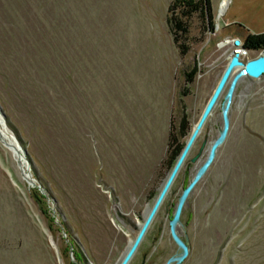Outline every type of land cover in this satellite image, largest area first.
I'll return each mask as SVG.
<instances>
[{"label": "rangeland", "instance_id": "rangeland-1", "mask_svg": "<svg viewBox=\"0 0 264 264\" xmlns=\"http://www.w3.org/2000/svg\"><path fill=\"white\" fill-rule=\"evenodd\" d=\"M223 1L212 31L188 20L182 54L172 0H0V264L120 262L170 171V132L183 113L190 132L232 41L264 32V0ZM128 264H264V73L234 71Z\"/></svg>", "mask_w": 264, "mask_h": 264}, {"label": "water", "instance_id": "water-1", "mask_svg": "<svg viewBox=\"0 0 264 264\" xmlns=\"http://www.w3.org/2000/svg\"><path fill=\"white\" fill-rule=\"evenodd\" d=\"M239 43H240L239 39H235L233 41L234 48L232 49L231 56L229 57V60L226 64V66L224 67L215 87L213 88L206 104L204 105L198 120L192 126V128H191V130H190V132H189V134L185 140L184 146H183L181 152L179 153L174 165L172 166L171 170L169 171L168 175L166 176L158 194L156 195V197L152 203V206L150 207L146 216L144 217L143 222L138 227V231H137L134 239L131 241L128 249L123 254V256L120 259V262L118 264H128L129 261L131 260L132 256L134 255L135 251L137 250V248H138L141 240L143 239L148 227L150 226L155 214L157 213L158 209L160 208V206H161L165 196L167 195L173 181L175 180L179 170L181 169V167H182L193 143L195 142L197 136L199 135L205 121L207 120L208 116L210 115V113H211L213 107L215 106L217 100L219 99L222 91L224 90L225 86L229 82L234 70L236 68H242L241 71L239 72V74H245V75L252 76V77H258L264 73V49L262 50L261 54L258 55L257 57L243 61L240 59V55L242 53H245L247 51V49L244 48L243 46H241L240 48L237 47V46H239ZM226 112H227V107L225 108V112H224V120H223L222 130H221L219 136L215 139L213 145L211 146L210 154L207 157L206 161L197 170V172L194 175V177L192 178L191 182L185 188L184 193H183L182 198H181V202L186 198L188 192L191 190L194 183L199 179V177L207 169L208 165L210 164L211 160L214 157V154H215L217 148L223 142V140L226 136L227 130H228V122H229ZM0 115H1L3 123H4V114L1 110V108H0ZM1 140L5 146L11 148L12 150H14L16 152V154H20L22 156V157L21 156L18 157L17 162L21 167V171H22L23 176L31 184H33L34 181L30 177V174L28 172L24 173L23 172L24 170L22 168V163H23V161L26 160L25 159V156H26L25 150L21 149L20 145L16 141L13 142L11 140H8V141H5L4 139H1ZM195 159H196L195 157L192 158V161H194ZM181 202H180V204H179V206H178V208L174 214V222L178 220ZM183 256H184V253L170 259L169 262L180 261L183 258Z\"/></svg>", "mask_w": 264, "mask_h": 264}, {"label": "trees", "instance_id": "trees-1", "mask_svg": "<svg viewBox=\"0 0 264 264\" xmlns=\"http://www.w3.org/2000/svg\"><path fill=\"white\" fill-rule=\"evenodd\" d=\"M197 15L202 19V23L207 30L212 31L214 28L211 0H172L167 9L166 23L173 42L179 47L181 53H186L188 48L184 46L183 41L188 34V20ZM243 47L247 50L264 49V32L247 33L243 39ZM195 67L192 71L186 73V81H192V75L195 72ZM189 123L186 115L183 113L178 127L177 134L170 132L169 146L173 147L167 158L168 170H171L179 153L181 152L185 140L177 142V138L187 137L189 133ZM174 142V145L172 144Z\"/></svg>", "mask_w": 264, "mask_h": 264}, {"label": "bare ground", "instance_id": "bare-ground-1", "mask_svg": "<svg viewBox=\"0 0 264 264\" xmlns=\"http://www.w3.org/2000/svg\"><path fill=\"white\" fill-rule=\"evenodd\" d=\"M226 6H227V0H224L222 3H221V8L222 9H225L226 8ZM241 69L242 68H236L234 71L235 72H240L241 71ZM234 73V72H233ZM1 132V131H0ZM5 141H7V139H4ZM211 149V148H210ZM20 155V154H19ZM21 156V155H20ZM148 212V211H147ZM147 214V213H146ZM146 216V215H145ZM140 226V225H139ZM131 241L132 240H130L129 242H128V245H127V249H128V247H129V245H130V243H131ZM126 249V250H127ZM126 252V251H125Z\"/></svg>", "mask_w": 264, "mask_h": 264}, {"label": "built area", "instance_id": "built-area-1", "mask_svg": "<svg viewBox=\"0 0 264 264\" xmlns=\"http://www.w3.org/2000/svg\"><path fill=\"white\" fill-rule=\"evenodd\" d=\"M239 41H240L239 46H243V41L242 42H241V40H239ZM232 44H233V41H232Z\"/></svg>", "mask_w": 264, "mask_h": 264}]
</instances>
